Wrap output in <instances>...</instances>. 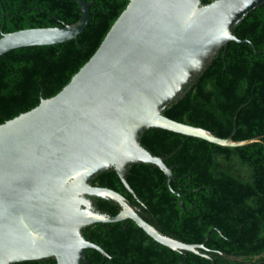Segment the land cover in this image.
I'll return each instance as SVG.
<instances>
[{
	"label": "water",
	"instance_id": "water-1",
	"mask_svg": "<svg viewBox=\"0 0 264 264\" xmlns=\"http://www.w3.org/2000/svg\"><path fill=\"white\" fill-rule=\"evenodd\" d=\"M81 16L63 26L12 32L1 28L0 55L25 46L58 44L78 35L91 20L93 0H77ZM264 0H130L89 60L55 95L0 124V264L54 257L56 264H85L95 248L84 228L130 218L158 242L200 253L145 220L121 192L93 185L102 171L116 169L138 200L126 174L138 162L159 166L172 191L174 177L163 155L141 144L151 127L201 137L221 145L260 140L221 137L202 126L173 119L164 109L182 97L231 40L249 42L235 26ZM5 21V20H4ZM96 197L121 209L109 215ZM181 202L183 201L180 196Z\"/></svg>",
	"mask_w": 264,
	"mask_h": 264
},
{
	"label": "trees",
	"instance_id": "trees-1",
	"mask_svg": "<svg viewBox=\"0 0 264 264\" xmlns=\"http://www.w3.org/2000/svg\"><path fill=\"white\" fill-rule=\"evenodd\" d=\"M91 1V0H90ZM91 20L77 39L16 48L0 55V124L58 93L95 53L130 0H93ZM213 0H203L209 3ZM81 16L77 0H0V36L32 27L63 26ZM5 20V21H4ZM229 41L184 95L164 109L167 116L229 136L260 137L244 145H221L162 127L141 135V144L166 157L171 184L157 165L129 166L124 186L116 169L99 173L93 185L121 192L162 233L204 243L200 253L175 250L150 236L134 220L95 222L85 236L112 258L87 249L85 264H264V3L234 28ZM109 215L121 209L96 197ZM14 264H56L54 257Z\"/></svg>",
	"mask_w": 264,
	"mask_h": 264
}]
</instances>
